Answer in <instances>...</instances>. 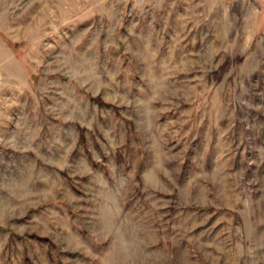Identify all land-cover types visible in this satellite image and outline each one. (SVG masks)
<instances>
[{
  "label": "rangeland",
  "instance_id": "rangeland-1",
  "mask_svg": "<svg viewBox=\"0 0 264 264\" xmlns=\"http://www.w3.org/2000/svg\"><path fill=\"white\" fill-rule=\"evenodd\" d=\"M0 264H264V0H0Z\"/></svg>",
  "mask_w": 264,
  "mask_h": 264
}]
</instances>
